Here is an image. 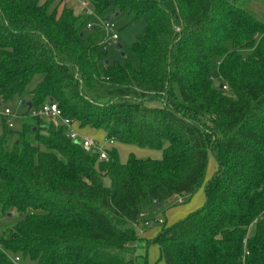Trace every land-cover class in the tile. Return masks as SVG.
Instances as JSON below:
<instances>
[{"label": "trees", "instance_id": "16d2710c", "mask_svg": "<svg viewBox=\"0 0 264 264\" xmlns=\"http://www.w3.org/2000/svg\"><path fill=\"white\" fill-rule=\"evenodd\" d=\"M87 1L144 20L138 68L106 63V35L67 6L0 0V102L41 75L31 110L52 100L79 128L161 157L99 161L25 104L17 130L0 121V214L19 216L0 235V264H134L138 215L189 199L208 154L203 206L151 243L164 264H264V24L244 0Z\"/></svg>", "mask_w": 264, "mask_h": 264}, {"label": "rangeland", "instance_id": "374dc122", "mask_svg": "<svg viewBox=\"0 0 264 264\" xmlns=\"http://www.w3.org/2000/svg\"><path fill=\"white\" fill-rule=\"evenodd\" d=\"M48 2L50 3V11L57 9L58 12H60L64 6H67L73 10L74 15H79V0H40L41 4H46ZM243 8L264 24V0H244ZM88 9L92 15L88 18L87 23L91 25L92 29L89 30L86 26H84L85 32L98 30L103 32L105 35L116 34L118 36V40L116 42H104L100 46V50L106 54L107 61L111 64L117 63L121 66L129 65L132 69L136 70L138 68V62L136 57L131 53V47L135 37L141 35L144 30V20L138 19L136 21H131V17L126 11L114 12L113 10H108L103 14H97L92 4L89 5ZM115 13H118L117 17H114ZM108 16H110V20L107 21V23L109 25L112 24L113 27L105 30L103 24L105 22V18ZM117 45L120 46L119 50L116 49ZM121 54H123V56H121ZM41 79V75H36L26 87L22 95L15 96L7 102L1 101L0 109L8 108L18 117L23 116L26 113L25 104L28 101L29 92L36 87ZM214 82L216 83V80H214ZM226 94L227 96L232 97V93ZM15 122H17V120ZM17 129L18 125L15 124V129L13 130ZM79 134L80 136H89L97 142L100 148H103L108 153L116 151L118 154V160L121 163H125L130 155L138 159H151V157H156L157 160L161 157V152L159 150L140 148L136 145L121 144L116 140H113V144H110L108 142L109 140L105 137L104 131L101 129H81ZM13 138L14 137H12V140ZM215 169V160H213L210 156L209 162L206 164L204 174L205 178H211ZM105 184L107 186L110 184L109 179H105ZM203 204L204 194L201 190L196 194L194 193L189 201L185 200L183 203L176 206L159 210L156 213L155 218L161 220V225H154L150 228H142L139 224V228L142 233L137 235L135 231L137 239L129 244V247L131 248L128 255L129 259H131L134 264H164L160 259L158 246L155 243H151V240L162 228L170 227L177 221L183 219L188 212L191 213L200 209ZM18 219L19 216L16 213L12 216L0 214V235L5 228L12 226L16 221H18ZM252 230L253 227L249 229V233H251Z\"/></svg>", "mask_w": 264, "mask_h": 264}, {"label": "built area", "instance_id": "2783aa9c", "mask_svg": "<svg viewBox=\"0 0 264 264\" xmlns=\"http://www.w3.org/2000/svg\"><path fill=\"white\" fill-rule=\"evenodd\" d=\"M90 5V2L87 0H79L78 2V8L80 9V14L84 15L85 17L89 18L91 17L92 13L89 11L88 7ZM103 27L105 30H108L109 28H112L113 25H109L107 21L104 22ZM87 29H92L91 25L86 23ZM178 29H176L177 31ZM118 40V36L116 34L106 35V39L104 42H116ZM220 86V90L223 92L228 91V87L226 84H218V87ZM30 116L33 118H38L40 120H49L54 125L58 126V122H60L61 127L65 130L66 137L72 142L75 143L79 141V146L81 149L87 153V154H95L98 156L99 161H108V152H106L103 148H100L95 140H93L90 137H82L78 133L75 125L76 122L64 118L62 115V112L58 105L55 102H46L43 105H41L39 108L30 110ZM17 119H20L17 115H15L10 109L3 108L0 109V121H4V124L6 127L10 130L15 129V121ZM110 144H113V139L108 141ZM176 204L183 203L182 198H177L175 200ZM156 215H147L144 213H141L138 215L137 223L134 225V229L137 233V235H140L142 233L141 229L139 228V224L142 228H150L154 225H161V220L155 218ZM13 262L16 264H21V260L19 257H15L13 259Z\"/></svg>", "mask_w": 264, "mask_h": 264}, {"label": "crops", "instance_id": "0c3cea01", "mask_svg": "<svg viewBox=\"0 0 264 264\" xmlns=\"http://www.w3.org/2000/svg\"><path fill=\"white\" fill-rule=\"evenodd\" d=\"M78 10H80V9H78ZM77 10V11H78ZM79 14H80V11H79ZM21 117V116H20ZM19 117V118H20ZM45 121H47V122H51V121H49V120H45ZM15 124L16 125H18L19 126V119H17V122H15ZM75 127H76V129H77V131H78V133H80V130H81V128H79V126H78V124L76 123V125H75ZM82 137H89V136H82ZM147 149V148H146ZM211 155L210 154H208V157H207V164H208V162H209V157H210ZM212 157V156H211ZM154 159V160H156V157H151V159ZM212 159L214 160V158L212 157ZM158 160V159H157ZM121 163V162H120ZM216 170V169H215ZM210 179V178H209ZM209 179H206L205 178V176H204V179H203V183H202V186L195 192V194L196 193H198L199 191H201L202 190V192H203V187H204V185L206 184V182L209 180ZM193 196V195H192ZM191 196V197H192ZM191 197L189 198V199H187L188 201L191 199ZM178 205V204H177ZM162 208V207H161ZM161 208H160V210H161ZM163 209V208H162ZM190 212H188L187 214H189Z\"/></svg>", "mask_w": 264, "mask_h": 264}, {"label": "water", "instance_id": "95a60500", "mask_svg": "<svg viewBox=\"0 0 264 264\" xmlns=\"http://www.w3.org/2000/svg\"><path fill=\"white\" fill-rule=\"evenodd\" d=\"M117 16H118V13H115L114 14V17H117ZM109 20H110V16H108V17L105 18V21H109ZM116 49L119 50L120 49V46L117 45L116 46ZM121 56H123V54H121ZM106 63H108V61H106ZM218 88L220 89V86ZM50 102H52V100H50ZM26 106L28 107V110H31L32 105H31L30 102L26 103ZM58 125H60V122H58ZM75 144L78 145L79 144V141L75 142ZM93 153H95V152H93ZM160 208H161V204L159 202L155 201V210L156 211H159ZM8 216H10V214H8Z\"/></svg>", "mask_w": 264, "mask_h": 264}]
</instances>
